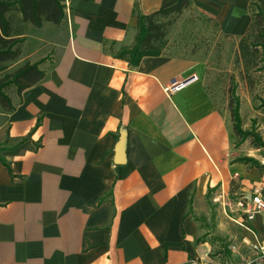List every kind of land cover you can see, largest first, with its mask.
<instances>
[{
  "label": "crops",
  "instance_id": "1",
  "mask_svg": "<svg viewBox=\"0 0 264 264\" xmlns=\"http://www.w3.org/2000/svg\"><path fill=\"white\" fill-rule=\"evenodd\" d=\"M176 2L71 0L65 42L35 62L43 78L0 111V148L25 138L35 147L0 152V264H199L209 260L212 209L216 235L230 243L226 264H258L264 212L248 220L245 211L254 189L264 200V162L236 144L200 65L163 49L136 66L120 56L139 18ZM189 2L184 12L221 37L248 32L252 0ZM193 75L185 89L163 92Z\"/></svg>",
  "mask_w": 264,
  "mask_h": 264
},
{
  "label": "rangeland",
  "instance_id": "2",
  "mask_svg": "<svg viewBox=\"0 0 264 264\" xmlns=\"http://www.w3.org/2000/svg\"><path fill=\"white\" fill-rule=\"evenodd\" d=\"M68 1L70 8L71 0ZM64 4L66 10L65 0ZM156 20L165 25L163 52L196 61L200 65L206 89L217 105L228 112L230 91L233 90L239 103L242 130L258 134L264 141V106L261 105L264 102V69L261 64L258 68L250 69V72L243 68L238 57L240 40L221 37L210 22L192 12H183L180 16L157 17ZM51 24L44 23L45 26L40 29L28 26L19 62L11 67V71L24 62L35 63L49 59L55 46L65 42L66 17L60 25ZM13 92L14 88L7 89L9 95ZM0 111L3 112L1 107ZM253 141V136L246 139L243 154L254 155L264 162V148H259ZM217 224V212L212 209L210 223L206 225L212 245L209 260L199 264H226L230 258V243L227 238L222 239L216 235Z\"/></svg>",
  "mask_w": 264,
  "mask_h": 264
},
{
  "label": "trees",
  "instance_id": "3",
  "mask_svg": "<svg viewBox=\"0 0 264 264\" xmlns=\"http://www.w3.org/2000/svg\"><path fill=\"white\" fill-rule=\"evenodd\" d=\"M189 0H177L166 9L139 18L134 46L130 50L122 51L121 57H127L136 66L143 57L158 56L164 48L165 25L158 23L157 17L180 16L189 8ZM252 22L248 32L239 41L238 57L243 68L248 71L258 68L264 69V0H252L249 5ZM64 0H0V107L4 112L14 110L7 89L14 88L20 94L23 90L35 85L43 78L39 63L24 62L15 70H10L19 62L22 46L26 41L25 32L29 25L40 29L44 23L60 25L65 20ZM250 72V71H249ZM250 77V76H249ZM229 113L236 144H241L253 136V142L259 148H264L262 138L251 131H244L241 127L239 103L230 91ZM264 106V102L261 103ZM12 144L11 148H0L4 155L15 157L22 151L35 148L29 138L19 141L6 140ZM4 161V160H2ZM248 162V159H244ZM5 167H9L3 162ZM255 165H259L255 163Z\"/></svg>",
  "mask_w": 264,
  "mask_h": 264
},
{
  "label": "built area",
  "instance_id": "4",
  "mask_svg": "<svg viewBox=\"0 0 264 264\" xmlns=\"http://www.w3.org/2000/svg\"><path fill=\"white\" fill-rule=\"evenodd\" d=\"M66 1V17L69 16V1ZM195 81H197V77L195 75L190 76L186 79H173L169 84H167L166 86L163 87V92L167 95V96H172L173 94L185 89L187 86L191 85L192 83H194ZM252 203L254 204V208H248L245 211V214L247 215L248 220H251L254 215L258 212H264V200L261 197V194L259 192L258 189H254L252 192ZM228 219L232 222H234L235 224H237L240 227H244L243 223L228 217ZM249 231V230H248ZM252 233V232H251ZM254 250H256L259 254V256L257 257V263L258 264H264V247L255 244L253 245Z\"/></svg>",
  "mask_w": 264,
  "mask_h": 264
},
{
  "label": "water",
  "instance_id": "5",
  "mask_svg": "<svg viewBox=\"0 0 264 264\" xmlns=\"http://www.w3.org/2000/svg\"><path fill=\"white\" fill-rule=\"evenodd\" d=\"M125 142H126V139H125V136H123L122 140L120 141V143L116 147V156H117V160L115 161L116 164L124 163V160H125Z\"/></svg>",
  "mask_w": 264,
  "mask_h": 264
}]
</instances>
